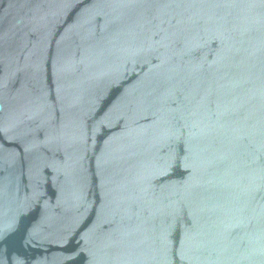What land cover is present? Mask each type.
<instances>
[{
	"label": "water",
	"instance_id": "95a60500",
	"mask_svg": "<svg viewBox=\"0 0 264 264\" xmlns=\"http://www.w3.org/2000/svg\"><path fill=\"white\" fill-rule=\"evenodd\" d=\"M0 264H264V0H0Z\"/></svg>",
	"mask_w": 264,
	"mask_h": 264
}]
</instances>
